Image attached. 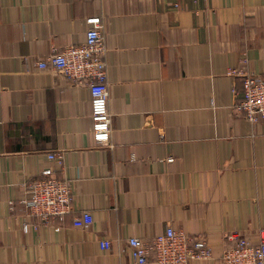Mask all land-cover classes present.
Here are the masks:
<instances>
[{"label": "crops", "instance_id": "crops-1", "mask_svg": "<svg viewBox=\"0 0 264 264\" xmlns=\"http://www.w3.org/2000/svg\"><path fill=\"white\" fill-rule=\"evenodd\" d=\"M176 1L0 0V264H133L128 238L169 226L205 234L214 258L194 264H219L231 233L257 241L264 119L238 110L244 86L229 71L246 55L264 76V0ZM99 15L113 115L103 146L89 87L37 66L84 45ZM47 168L71 183L74 204L50 224L19 202ZM88 210L92 226L76 227Z\"/></svg>", "mask_w": 264, "mask_h": 264}, {"label": "built area", "instance_id": "built-area-1", "mask_svg": "<svg viewBox=\"0 0 264 264\" xmlns=\"http://www.w3.org/2000/svg\"><path fill=\"white\" fill-rule=\"evenodd\" d=\"M179 8V0L174 3ZM90 25L84 45H71L64 50H54L39 59L37 66L42 70H53L78 85H87L91 90L92 138L99 145H112L113 115L110 110L107 41L101 31L102 17L87 18ZM249 59L244 56L241 67L230 68L229 75L241 78L243 96L238 101V110L252 123L264 119V76L247 68ZM50 159L63 161L62 152L50 153ZM170 161L174 159L169 158ZM45 177L23 183L24 194L19 202L37 216L41 223L50 224L53 219L64 218L74 210L73 187L67 180L52 178V169L43 170ZM12 203V202H11ZM76 227L89 229L94 219L92 213L82 211L74 218ZM37 229L39 224H26L25 229ZM257 241L241 236L238 232L229 234L235 239L219 258V264H264V227L258 230ZM102 250L112 247L110 239L99 242ZM133 264H194L196 261L211 260L213 248L205 234L192 236L186 230L169 226L162 234L151 239L128 238Z\"/></svg>", "mask_w": 264, "mask_h": 264}]
</instances>
